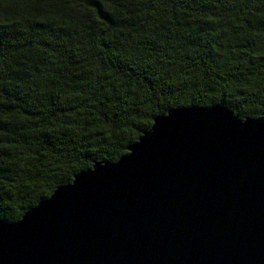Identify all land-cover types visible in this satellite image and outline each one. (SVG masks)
Wrapping results in <instances>:
<instances>
[{
    "label": "trees",
    "instance_id": "obj_1",
    "mask_svg": "<svg viewBox=\"0 0 264 264\" xmlns=\"http://www.w3.org/2000/svg\"><path fill=\"white\" fill-rule=\"evenodd\" d=\"M217 105L264 113V0H0V219Z\"/></svg>",
    "mask_w": 264,
    "mask_h": 264
},
{
    "label": "water",
    "instance_id": "obj_2",
    "mask_svg": "<svg viewBox=\"0 0 264 264\" xmlns=\"http://www.w3.org/2000/svg\"><path fill=\"white\" fill-rule=\"evenodd\" d=\"M12 223L0 264H264V113L171 109Z\"/></svg>",
    "mask_w": 264,
    "mask_h": 264
}]
</instances>
